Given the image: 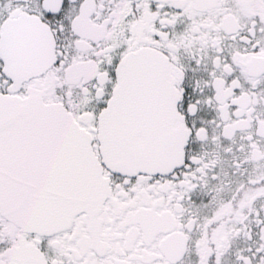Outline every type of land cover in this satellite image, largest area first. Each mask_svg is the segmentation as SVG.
<instances>
[{"label": "snow or ice", "instance_id": "obj_1", "mask_svg": "<svg viewBox=\"0 0 264 264\" xmlns=\"http://www.w3.org/2000/svg\"><path fill=\"white\" fill-rule=\"evenodd\" d=\"M0 264H264V0H0Z\"/></svg>", "mask_w": 264, "mask_h": 264}]
</instances>
